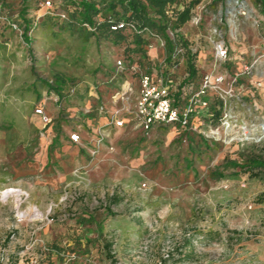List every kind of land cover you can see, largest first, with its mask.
Instances as JSON below:
<instances>
[{
  "label": "rangeland",
  "instance_id": "374dc122",
  "mask_svg": "<svg viewBox=\"0 0 264 264\" xmlns=\"http://www.w3.org/2000/svg\"><path fill=\"white\" fill-rule=\"evenodd\" d=\"M45 1L0 0V264H264V205L256 203L264 182L232 165L246 166L264 139L143 133L130 123L108 129L98 111L129 78L117 60L142 71L168 62L167 36L182 47L176 76L190 54L199 74L209 71L219 39L230 47L228 70L256 61L242 81L254 97L246 90L231 107L239 122L264 117L261 7L197 0L187 22L165 36L145 31L137 43L129 29L120 41L89 34L73 0H50L53 9ZM190 1L174 0L169 15ZM252 99L260 109L250 114ZM38 104L50 118L45 126ZM28 205L39 217L25 214Z\"/></svg>",
  "mask_w": 264,
  "mask_h": 264
},
{
  "label": "built area",
  "instance_id": "2783aa9c",
  "mask_svg": "<svg viewBox=\"0 0 264 264\" xmlns=\"http://www.w3.org/2000/svg\"><path fill=\"white\" fill-rule=\"evenodd\" d=\"M45 8L53 9L50 0L45 1ZM168 13V10H167ZM169 14V13H168ZM66 17L64 13L60 14ZM93 31L94 27L88 23L82 24ZM14 27L16 25L13 24ZM113 31L122 29L135 30L131 22L117 21L110 25ZM182 47H175L172 58L166 62L161 61L158 65L141 70L138 64H126L118 59L116 64L120 69L128 70L129 75L137 78V90L133 103L130 101L132 86L123 84L117 93L112 96V103L116 106L111 111L107 124L120 128L127 122H131L134 128L143 133H149L154 127L167 128L177 133H198L214 140L229 141H261L264 139V117H249L239 122L231 103L241 100L243 92L254 97V92L248 90L242 82L244 77H250L256 61L243 63L235 71L228 70L226 62L230 60V47L224 39L217 40L213 45L212 68L199 74L198 67L194 64L196 73L190 77L189 72L184 71L176 76L175 68L178 65L174 59L182 51ZM225 65V69L222 68ZM251 87L259 89L262 85L260 80L249 81ZM260 109L257 102L252 99V105H246L251 114ZM45 126L50 118L43 106L38 104L34 109ZM131 120V121H129ZM205 121L216 122L217 125L202 129ZM73 142H79L80 135L77 132L70 134ZM17 191V189H11ZM6 192V191H3ZM22 199L27 198V193L20 191ZM66 193L61 195L59 201L66 200ZM25 214L39 217V211L35 205H28ZM49 209L45 220L49 218Z\"/></svg>",
  "mask_w": 264,
  "mask_h": 264
},
{
  "label": "trees",
  "instance_id": "16d2710c",
  "mask_svg": "<svg viewBox=\"0 0 264 264\" xmlns=\"http://www.w3.org/2000/svg\"><path fill=\"white\" fill-rule=\"evenodd\" d=\"M174 0H73L72 3L75 7V13L78 16V21L82 25L88 23L94 27V30L89 32L91 35L97 37H108L113 34L115 41L125 39V35L122 30L113 31L110 28L114 22L124 21L131 22L135 26V30L129 29L136 39L137 43L143 41V33L145 31L154 30L162 35H166V30L169 26L173 29L181 26L190 19L191 7L197 2L192 0L183 9H173L170 15L167 13L168 8L172 5ZM255 2L264 11V0H255ZM102 11L111 12L114 15V19L103 17L100 18ZM102 19V20H100ZM127 29V28H126ZM180 39V38H179ZM167 43V57L165 59L172 58L175 42L166 36ZM181 44L186 45L185 41L181 40ZM192 56L187 55V70L189 76H195L196 69L194 63L191 61ZM247 165H238L233 162L235 167L245 168V172H248L249 177L257 178L264 182V147L259 149L258 152L246 159ZM113 202L118 201L113 197ZM256 203L264 205V190L256 196ZM110 243L107 245L110 250ZM116 263V261H114Z\"/></svg>",
  "mask_w": 264,
  "mask_h": 264
},
{
  "label": "crops",
  "instance_id": "0c3cea01",
  "mask_svg": "<svg viewBox=\"0 0 264 264\" xmlns=\"http://www.w3.org/2000/svg\"><path fill=\"white\" fill-rule=\"evenodd\" d=\"M125 84H129V85H131L132 86V92H131V94H130V101L133 103V101H134V99H135V94H136V90H137V78L136 77H134V76H131V75H129V78H127L126 79V81L124 82ZM121 88H123V85L121 86ZM119 90H117L115 93H117ZM114 93V94H115ZM113 94V95H114ZM112 95V96H113ZM112 96H111V99H112ZM110 102L112 103V100H110ZM109 102V107H106L105 106V108L103 109V108H101V109H99L98 111H99V115H100V120H103L106 124H107V121H108V117H109V115H110V113H111V111L115 108L114 106H116L114 103H110ZM46 112V111H45ZM131 124V126H132V123L131 122H127V123H125V125L123 126V127H126L127 125H130ZM123 127H120V128H123ZM109 128H114V129H120V128H117V127H114V126H112V125H109V127H108V129ZM159 127H154L152 130H154V129H158ZM137 130H139L138 128H136ZM160 129H163V128H160ZM50 131H51V129H49ZM95 130V131H94ZM48 131V130H47ZM93 131L95 132V134H96V129H93ZM140 131V130H139Z\"/></svg>",
  "mask_w": 264,
  "mask_h": 264
}]
</instances>
